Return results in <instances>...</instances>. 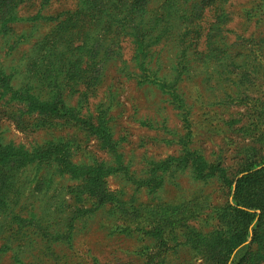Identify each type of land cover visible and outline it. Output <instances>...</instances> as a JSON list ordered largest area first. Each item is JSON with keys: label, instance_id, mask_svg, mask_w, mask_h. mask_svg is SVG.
<instances>
[{"label": "rangeland", "instance_id": "1", "mask_svg": "<svg viewBox=\"0 0 264 264\" xmlns=\"http://www.w3.org/2000/svg\"><path fill=\"white\" fill-rule=\"evenodd\" d=\"M263 166L264 0H0V264H264Z\"/></svg>", "mask_w": 264, "mask_h": 264}, {"label": "trees", "instance_id": "2", "mask_svg": "<svg viewBox=\"0 0 264 264\" xmlns=\"http://www.w3.org/2000/svg\"><path fill=\"white\" fill-rule=\"evenodd\" d=\"M58 104H60V106H58ZM55 105L57 106L58 110L66 109L64 108L65 106L62 102H56ZM242 179L243 181H241V183L236 186V191L234 195L236 204L242 209L235 208L234 210H236L238 214H245V217L243 218L245 226L243 227V229L246 232V225L251 217V213L248 210H259V219L256 224V227L253 228V240L258 241V239L260 238H263L264 240V166L253 172L249 170L248 173L243 176ZM260 231L262 232L260 233ZM241 242H243V239L238 240V243ZM255 250L256 248L250 247L247 250L244 258H247V260L253 263L254 260L252 258L255 255L257 256V259L261 260L264 257V251L260 252Z\"/></svg>", "mask_w": 264, "mask_h": 264}]
</instances>
